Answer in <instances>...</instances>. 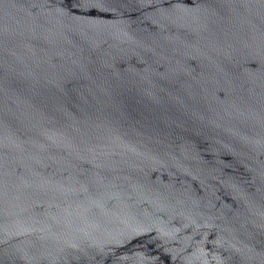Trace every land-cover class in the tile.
Listing matches in <instances>:
<instances>
[{"label":"water","instance_id":"obj_1","mask_svg":"<svg viewBox=\"0 0 264 264\" xmlns=\"http://www.w3.org/2000/svg\"><path fill=\"white\" fill-rule=\"evenodd\" d=\"M0 264H264V0H0Z\"/></svg>","mask_w":264,"mask_h":264}]
</instances>
